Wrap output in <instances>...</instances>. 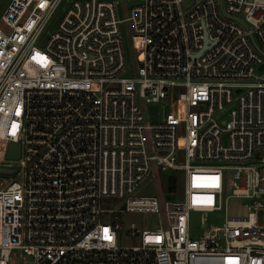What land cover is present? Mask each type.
<instances>
[{
  "label": "built area",
  "instance_id": "built-area-1",
  "mask_svg": "<svg viewBox=\"0 0 264 264\" xmlns=\"http://www.w3.org/2000/svg\"><path fill=\"white\" fill-rule=\"evenodd\" d=\"M165 173L180 198L154 196ZM129 213L157 224L121 247ZM17 262L264 264V0L6 1L0 264Z\"/></svg>",
  "mask_w": 264,
  "mask_h": 264
},
{
  "label": "rangeland",
  "instance_id": "rangeland-1",
  "mask_svg": "<svg viewBox=\"0 0 264 264\" xmlns=\"http://www.w3.org/2000/svg\"><path fill=\"white\" fill-rule=\"evenodd\" d=\"M7 0H0V14L3 11ZM126 15V6L121 5V9L118 11V16L122 19ZM57 15L53 17V22L56 20ZM121 37L125 44H129L130 38V30L126 23H123L121 26ZM152 187L154 191V196L157 197L159 201L163 200H171L178 199L182 194V182L176 183L173 191L167 188V173L161 174L160 177H154L152 179ZM246 201H241L237 199H231L227 201L226 213L228 216H242L245 211L243 208V204ZM104 206L106 208H114L116 207V201L114 200H106L104 201ZM122 222L123 230L121 231V235L118 238L117 244L121 247H131L138 244V238L131 239L124 234V230L129 228L130 224H133L134 229L139 233L142 230H152L156 227V217L149 214H120L116 215ZM222 220V214H214L208 216V221L215 225H219ZM199 224V219L196 214H191L190 216V234L193 235L196 233ZM15 264H19L18 262Z\"/></svg>",
  "mask_w": 264,
  "mask_h": 264
},
{
  "label": "water",
  "instance_id": "water-1",
  "mask_svg": "<svg viewBox=\"0 0 264 264\" xmlns=\"http://www.w3.org/2000/svg\"><path fill=\"white\" fill-rule=\"evenodd\" d=\"M151 112L153 114V108H151ZM18 155V147L15 145H10L8 150L7 158L9 159H15ZM145 194H151V188L150 185H147L146 189L143 191Z\"/></svg>",
  "mask_w": 264,
  "mask_h": 264
},
{
  "label": "trees",
  "instance_id": "trees-1",
  "mask_svg": "<svg viewBox=\"0 0 264 264\" xmlns=\"http://www.w3.org/2000/svg\"><path fill=\"white\" fill-rule=\"evenodd\" d=\"M170 183H171V185H170V191L172 192L173 191V187H174V182L171 180Z\"/></svg>",
  "mask_w": 264,
  "mask_h": 264
},
{
  "label": "snow or ice",
  "instance_id": "snow-or-ice-1",
  "mask_svg": "<svg viewBox=\"0 0 264 264\" xmlns=\"http://www.w3.org/2000/svg\"><path fill=\"white\" fill-rule=\"evenodd\" d=\"M105 238H106V239H111V237L108 236V234H107V230H105Z\"/></svg>",
  "mask_w": 264,
  "mask_h": 264
}]
</instances>
